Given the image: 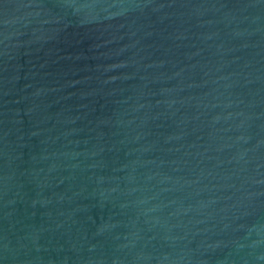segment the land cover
I'll return each instance as SVG.
<instances>
[{"label": "water", "instance_id": "1", "mask_svg": "<svg viewBox=\"0 0 264 264\" xmlns=\"http://www.w3.org/2000/svg\"><path fill=\"white\" fill-rule=\"evenodd\" d=\"M0 264H264V0H0Z\"/></svg>", "mask_w": 264, "mask_h": 264}]
</instances>
